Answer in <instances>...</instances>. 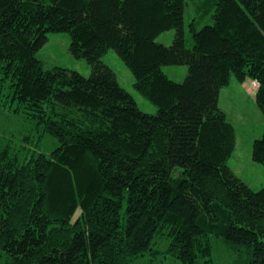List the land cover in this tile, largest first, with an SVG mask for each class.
Wrapping results in <instances>:
<instances>
[{"label":"trees","instance_id":"trees-1","mask_svg":"<svg viewBox=\"0 0 264 264\" xmlns=\"http://www.w3.org/2000/svg\"><path fill=\"white\" fill-rule=\"evenodd\" d=\"M214 1L211 23H189L188 47L186 0H0V101L53 139L22 160L0 155V264L159 255L212 264L215 236L237 254L228 264H264V186L228 166L234 127L218 103L231 75L248 76L264 116V0ZM172 29L169 45L155 40ZM59 31L88 75L45 68L35 55ZM109 48L155 112L140 109L103 62ZM174 64L187 66L182 81L163 71ZM85 157L92 167L83 173ZM251 158L264 166V126ZM55 170L62 183L50 189Z\"/></svg>","mask_w":264,"mask_h":264},{"label":"rangeland","instance_id":"rangeland-1","mask_svg":"<svg viewBox=\"0 0 264 264\" xmlns=\"http://www.w3.org/2000/svg\"><path fill=\"white\" fill-rule=\"evenodd\" d=\"M214 2V0H186L187 4L184 10L186 46L190 47L193 44L189 23L197 27L211 23ZM174 31V29L163 31L155 37V40L169 45L173 40ZM69 46L70 37L68 32H49L47 41L37 50L35 55L40 58L45 68L61 65L69 69L74 68L82 75H88L90 65L87 64L84 58L76 57L70 53ZM102 60L113 69L119 84L134 96L140 109L149 113L157 110V106L139 94L133 84V74L115 51L111 48L107 49L102 56ZM162 68L168 77L176 81H182L187 73L186 65H163ZM257 86L258 82L256 79L247 76L242 81H239L231 75L229 81L220 89L218 99L220 108L225 111L229 123L234 127L235 140L227 157V164L232 171L236 172L253 189L264 186V166L251 158L252 143L256 138L260 137L264 126L263 113H261L255 102ZM29 132L33 134L32 137L30 134L28 135ZM40 132L41 130L35 132L32 120H26L23 115L13 112L0 101V155L10 158L17 156L22 160L29 155L31 149H39L35 148L34 145L39 143L41 149L45 151L51 150L53 139L48 134ZM37 133L41 134L39 140L36 138ZM85 159L87 161L82 163L81 169L78 170L83 173L85 172L84 170L89 171L92 167L90 157H85ZM49 179L50 189H52L54 183H58L56 180H60L61 184L63 179L61 171L55 170ZM262 238L264 239V236ZM211 240L210 259L212 264H228L236 258L237 254L220 237L215 236ZM156 242V247L162 249L168 244L166 239L158 238ZM164 257L161 255L154 259L149 256L139 257L133 264H181L173 256ZM198 264L206 263L199 260Z\"/></svg>","mask_w":264,"mask_h":264},{"label":"crops","instance_id":"crops-1","mask_svg":"<svg viewBox=\"0 0 264 264\" xmlns=\"http://www.w3.org/2000/svg\"><path fill=\"white\" fill-rule=\"evenodd\" d=\"M162 257H164V256H162ZM165 258V257H164Z\"/></svg>","mask_w":264,"mask_h":264}]
</instances>
